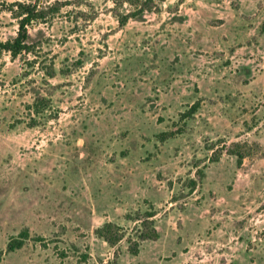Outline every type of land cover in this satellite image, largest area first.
Wrapping results in <instances>:
<instances>
[{"label":"rangeland","instance_id":"374dc122","mask_svg":"<svg viewBox=\"0 0 264 264\" xmlns=\"http://www.w3.org/2000/svg\"><path fill=\"white\" fill-rule=\"evenodd\" d=\"M15 2L61 6L0 60V264H264V0H166L122 28L112 0H0L1 40ZM231 143L240 166L211 160ZM150 205L137 256L94 236ZM23 228L43 241L5 253Z\"/></svg>","mask_w":264,"mask_h":264},{"label":"trees","instance_id":"16d2710c","mask_svg":"<svg viewBox=\"0 0 264 264\" xmlns=\"http://www.w3.org/2000/svg\"><path fill=\"white\" fill-rule=\"evenodd\" d=\"M166 0H112L114 7L112 9V15L116 19L120 28L124 27L130 20H138L147 13L155 12L159 6ZM126 5L127 10L122 11V7ZM60 4L54 5L43 9L37 8L34 4L15 2L7 6V11L11 14L12 18L17 22V32L15 37L8 40L0 39V60L4 55H9L12 59L16 58L22 53H31L34 50L33 44L29 43L28 27L33 23L44 22L51 16L55 15L60 10ZM47 75L52 78L54 76V69L49 67ZM200 103L194 102L187 111L181 114L180 118L186 119L193 116L199 108ZM50 106V100L44 97L38 96L31 106V109L35 114L42 113ZM179 131L163 132L157 135L160 141L173 138ZM248 145L231 143L229 145H223L221 150H218V155L215 154L212 157V161H217L220 154L224 151L230 156L236 158L238 166L242 164V161L247 156ZM213 150V149H211ZM196 179L188 180V193L194 192L197 184L204 178V172L201 169L195 170ZM156 211L152 205L146 211H137L133 216L126 215V219L133 222L134 226L130 231H126L123 227L113 222H105L101 226L93 230L94 236L105 242L111 248L117 246L122 240L126 241L127 253L131 256H137L140 251L141 243L145 241H156L159 238V232L155 225ZM30 232L28 228L21 229L15 236L8 239L6 243L5 253H13L20 250L24 244L30 240ZM35 242H42L41 237H33L31 239ZM4 252L0 250V262L2 260ZM84 261L87 259L83 256Z\"/></svg>","mask_w":264,"mask_h":264}]
</instances>
